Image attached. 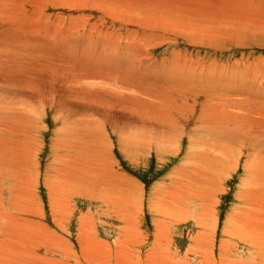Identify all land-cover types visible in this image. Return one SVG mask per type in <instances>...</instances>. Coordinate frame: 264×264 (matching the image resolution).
Returning <instances> with one entry per match:
<instances>
[{"label": "rangeland", "instance_id": "1", "mask_svg": "<svg viewBox=\"0 0 264 264\" xmlns=\"http://www.w3.org/2000/svg\"><path fill=\"white\" fill-rule=\"evenodd\" d=\"M250 2H252V4ZM225 3L231 4V7L233 6L234 9L233 7L232 8L228 7V4H225ZM63 4L64 2L62 0H45V1L38 0L37 4L35 6L31 5V7L28 1H25L24 4L22 3V7H23L22 19L20 17L22 28L20 30L26 31V32H31L34 30L37 36H41L44 33L45 34L47 33L50 35V37L46 35V39L47 41H49L48 51L41 52L43 48L45 47V44L41 40H39L38 44H40L42 48L40 47L37 48L36 50L37 52L35 51V56L33 58V59H42V60L47 59L50 62L49 70L47 72L43 71L42 72L43 75H47L49 72H52L53 76L52 75L50 76L52 79L63 81L64 77L68 76L67 72H71V73L74 72L73 74H77L79 70L81 69L84 70L86 68L84 70L86 73L95 74L97 73L96 72L97 70L98 72L104 73L110 70L114 71V68L118 66L117 64L119 65L123 64V66L126 68V66L129 65V63L131 64L132 62V66L129 65L132 70V71L130 70L129 75L130 76L132 75L131 78L135 77L134 79L137 85L136 86L133 83L132 86L139 87V89L140 88L141 89L134 90L132 88L130 93H127V94H131L135 91L139 92L136 95L134 94V96H136V99H139L137 95L140 94L141 91L149 95H143L144 96L143 99H140L138 101H133L134 103H131L130 105H128L129 111L126 108H122V107H119L117 110V107H116L118 106L117 103L123 99L117 98V97L113 98L112 94H109V96L98 95L100 97L99 100H97V98H93L94 100H97L96 102L90 99H89L90 100L89 102V100L86 99L88 100L89 102L88 103L84 99L85 100L84 105H81V104L79 105L80 102L73 103L72 104L73 107L70 106L69 104H66L67 108L65 109H63V107H58L57 109L55 105L49 102L46 103V101L44 100V102L41 101L43 103V106H42L43 108L39 107L37 108V110L30 109L31 114L34 117L36 116V118H34L36 122H34L33 125L31 124L28 130L26 127L29 125H26V126L24 125L25 118H27L26 110H28L27 100L31 101V102L29 101L28 103L30 105L32 104L34 105L36 101V99L34 100L33 97H28V96L29 95L32 96V94L34 93V88L36 89V87L39 86L38 81L44 82L43 80L46 79V76H41L40 80H33L34 72L32 74L27 73V71L30 68L29 66H27L25 70H23L22 68L19 69L21 73L19 71L17 73H14V72L9 73V71H6L7 69L6 67H4V69L1 70L2 74L1 73L0 74L2 78L0 77V80L2 81H0V88H1L0 89V94H1L0 95V108H1L0 112L2 113L1 115H4L3 112L4 113L7 112V113H5L6 117L5 116L3 117L0 115V123H1L0 124V129H1L0 136L1 137L3 136L2 139L6 140V142L8 141V137L10 136L9 141H12L11 139L14 138L13 140H16L15 141L16 143L20 141V139H22V136L24 137L26 136L25 140H27L28 144L32 146L31 147L29 145L31 148H33V151L35 149L34 147H37L39 152L36 153L35 155L37 159L35 161L30 159L31 157L30 153H29L30 155L26 156L28 157L30 167H32L31 171H34L33 174L36 172L38 176V178L36 179L37 181L35 182V186L31 187L33 191L32 196H29L27 199H25L26 197H23L22 195L20 196L19 194H17V192L13 188V185H11V183L8 182L9 180L1 181V184H0V246L5 245L7 241L10 243L14 242V243L20 244V241L22 239L27 238V235H28V231L26 230V228L23 229L22 227L28 226V227H31L33 231H35L34 232L35 235L33 236V238L35 239L32 238L31 241L29 240V244H27V246L25 247L19 246V249L22 252H26V253L28 252L29 254L34 252L35 255H33L34 257H31V261L35 263L36 262L35 258L37 257L38 264H44V262L45 264H50V263L51 264H55V263L56 264H78V263L80 264H103V263L119 264L120 262L121 264L124 260V255L128 252H134L135 254H138V260L140 261L139 263L145 264L144 262L145 257L147 259L148 258L147 256H151L153 252L156 253L157 250L159 252V248L161 247L163 248L161 249L164 250L167 244L169 245V247L168 248L166 247L167 248L166 251L168 250L171 253V255L176 256V258H180V259L183 258L182 260L187 261L186 262L187 264H196V263L201 264L204 259L203 257L208 256V254H210L217 261H219L224 256H231L233 258L234 257L237 258V259L234 258L235 261L243 262L244 260L246 264L250 263L252 260V256H254L253 253L255 252V250L249 247L246 242L229 239L227 238V236H224L225 234L223 233L224 229L226 228V225H228L230 214H232L233 211H236V210L238 211L239 208H241L242 206L243 207L245 206L244 200L241 199V194L244 193L245 191L244 186L248 180L246 173L244 171V168H243V166L245 165L243 162L246 161L245 157L240 158L241 161L240 160L238 161V166L236 168V170L238 171L232 170L228 173L226 177L225 175L222 176V181H220L219 184L217 182L218 187L215 186L216 190L214 189L215 191H213L214 193L216 192V195L212 193L214 195V198H213V195L210 196V200H211V197L213 198V200H211L210 203L211 205L213 204L212 206L215 212L214 213V216H215L214 224L215 225L212 224L208 220V223L211 224L209 226L211 232L209 233L208 228L206 230L207 233L204 232L205 234H207V235L204 234L207 239V240H204L205 242H201L198 244L196 243L197 242L196 237L199 236L200 232H202V227L199 226L200 224L196 221V215L201 212L200 201L193 200L192 201L193 203L191 202L189 203L188 207H185L189 212V218L186 217L183 219V221L181 222L179 221L180 223H174L173 225L166 222L167 224H159L158 226L155 225V223H157V221L161 222L162 220L158 219L157 215H155L156 213L154 211V207L152 206V203L156 201L157 199L155 194L153 193L154 191H156L155 193H157L158 190L160 191L165 190L166 186L169 187L170 184L173 183L172 181L174 180V178H176L177 180L179 179V177L174 176L172 172L178 169L181 170V168L185 169V168L190 167L191 165L190 160H192L193 157L190 155H187V153L193 148L191 140L195 138V136L193 135L191 138H186L182 136V132L187 131V132H192L193 134L198 133V136L201 135V131L203 128L198 129V131H195L193 129L194 122H195V116H197L200 113H203L206 110H210L213 108L212 105H214L215 100L212 101L210 98H207V95H210L209 92L212 94L210 95V97L215 95L213 96L214 98L218 97L219 95H222L221 92L222 93L225 92L224 93L225 95H230L228 98H226V100L218 99V102L221 101L219 102L220 104L218 105L222 109L224 108V110H227V111H235V109L236 111L249 110V111H252L251 114H254L255 111H264V29H263L264 25H261V24H264V0H246V4L243 6L238 5V0H234V1L231 0L229 2L224 1L222 3L221 6H222V9L224 10L219 9L217 11L218 13L220 12L221 14L224 13L223 15L226 14L225 16L229 18H230L229 15L232 14L231 16H235L236 18L243 17L245 18V20L249 19L248 21H246L248 23H246L245 20H243V23H240L239 25H237L238 29L236 28L237 27L236 24L235 25L233 24V27L235 29L229 28L228 30L226 29L227 31H225L224 29L221 30L218 28H214V31H213L212 25L215 21L213 19L206 18L212 15H200L197 19H192V20L185 19V21H181L183 19H178L180 20V22H178L177 20H171L168 23L169 25H167V28L165 27V25L161 27V28L168 30L170 33H173V34H170L167 32H159L156 29H152V30L146 29L144 28V26H138L134 24L129 25L125 23L124 20L122 19L117 20L118 18H110L107 15H105L102 11H100V9H96L94 6H90L89 3H87L85 7L83 6L70 7L67 5L65 6V4L64 5ZM224 5L226 6V8L224 7ZM227 8H229L230 11H228ZM243 11L244 13H242ZM240 13H242L243 15L238 16L237 14H240ZM28 16H31L33 18L29 19L30 17ZM26 17H28V19H26ZM198 20L200 21V28L204 31L208 29H212L211 30L213 31L212 33L215 32L216 34L217 30H221L220 32L218 31L219 33L216 34L219 37L216 36L217 37L216 38L215 35L212 33H211L212 35L211 37L207 35L205 36V33H210L206 31L205 33H203L204 35L203 34L198 35L199 32L198 34L187 32L186 30L194 31L193 27L189 25V22H193L195 24V22ZM249 21L250 22L252 21V22L250 23ZM229 22L227 23L229 24ZM256 23H259V24L257 25ZM217 26L219 25L215 24V27ZM258 26L259 27L263 26V27L259 29ZM222 32L225 33L224 35L226 36H224ZM220 33L221 35H219ZM207 37H209L210 39ZM99 39H101L102 41ZM110 41L112 44L110 43ZM138 41L140 42V44ZM71 45L73 46V48ZM133 45L135 46L133 47ZM50 47L52 48L50 49ZM78 48H80V50L82 49L81 50L82 52ZM109 48L110 49L112 48V49L109 50ZM130 49L132 50L134 49L135 51L134 50L132 51ZM110 51H114V53L116 52L119 55L115 53V56L110 57V54L107 53ZM62 52L64 53L62 54ZM55 53L58 54V56ZM88 53H91V55H87ZM102 53L103 55L105 54L107 55L106 57L107 59L112 58L116 61L112 64H108L109 62L106 61V63L108 62L106 64L105 62L102 61V59L105 58L102 55ZM81 55L87 58L84 57L85 58L84 59L82 57L81 59ZM61 56H62V59L60 60ZM98 56H100L101 58H98ZM124 56H125V59L123 58ZM51 57L53 60L51 59ZM117 57L119 60L117 59ZM63 59H64V62L61 64ZM136 59L138 60V62ZM144 61L146 63H144ZM133 62L137 63V65L136 64L133 65ZM56 63L57 65H59V69L62 68L61 70L56 69L57 67ZM84 64H86V66ZM189 64L190 65L192 64V65L190 66ZM195 66L196 68H193ZM68 68L70 70H68ZM91 68L94 70H90ZM161 68L163 70H160ZM140 69L143 71L145 75L142 73ZM171 69H173V71ZM199 69L201 70L200 72H199ZM7 70H11V69L9 68ZM3 71L4 72L6 71L5 72L6 74L3 73ZM179 71L180 73L182 72L183 74H179ZM146 72L150 76H148ZM157 73H159L158 74L159 76L157 75ZM185 73H187V75ZM163 74L165 75L163 76ZM7 75H10V76H7ZM22 75H25V76H22ZM129 75L127 73V78H130ZM180 75H181V79L179 78ZM9 77H10V80L16 83L14 82L12 83V81L9 80ZM141 77L143 78V81L142 79H140ZM182 77H184L185 81ZM205 78L206 80L208 79L207 82L205 81ZM134 79H132L133 82H134ZM169 79L172 82H170ZM216 79H219V80H216ZM147 80L148 82L150 80L151 81L147 83L146 82ZM161 80L163 82L162 87L159 86L161 85ZM164 80H167V81H164ZM192 80H194L193 83H192ZM200 81H203V82H200ZM211 81L213 82L211 83ZM221 81H223V83ZM152 82L155 83V85ZM208 82H210L209 85L211 84V87H209ZM6 84L8 86H6ZM13 84L17 85L19 88L17 86L16 88ZM22 84L24 85L22 86ZM140 84L143 85L142 87L144 89L141 87ZM149 84L151 85V87L148 86ZM157 84L159 85L156 86ZM199 84H201L200 88L199 86H197ZM215 84H219L220 86L216 85L215 86L216 88H215L214 86H212ZM167 86L175 87L176 89L178 88L179 90H177L176 93L174 92L171 93V92H166V91L165 93H163L164 91H162L161 88L165 89L167 88ZM146 87L148 90L146 89ZM155 87L158 88V90H161L162 92L155 89ZM203 87H204V90H203ZM12 88L14 90H12ZM73 88L74 86L69 85L68 90L64 94L67 96H70L72 94L70 91H73ZM217 89L221 91L219 92ZM236 92H239V95ZM241 92L243 93L240 94ZM199 93H201V95H198ZM88 96L90 95L86 94L85 97H88ZM197 96H199L198 99H196ZM6 97L8 101L7 99H5L4 101V98ZM105 97H108L110 101L107 99H104ZM162 97H164V99ZM169 97L172 100H169ZM232 97L236 99L237 102L234 99L233 101L235 102H232L231 101ZM80 98L82 97L79 96L77 98L78 101ZM203 98L205 99L206 102L203 100ZM9 100L10 101L12 100L14 103H16L13 105L14 108L7 106V103L10 102ZM116 100H117V103H116ZM201 100L202 102H200ZM18 104L21 106H19ZM110 104H113V105H110ZM203 104H206L205 107H201V106H204ZM208 104L209 105L211 104V106L209 107ZM238 104L240 105V109H239ZM16 105H17V108H15ZM109 105L112 107H109ZM191 105H194V107ZM76 106L79 107V110L81 111H76L75 110ZM232 106H234L235 108ZM109 109L112 112L109 111ZM176 109L177 110L179 109V111L181 112L177 111ZM19 110H21L22 114L23 113L24 114L21 115L20 114L21 112ZM33 111H36V112H33ZM8 113H10V115ZM12 113H13V116H12ZM14 114H15V117H14ZM2 117L4 120L2 119ZM105 117L107 120L104 119ZM93 118L99 120L100 122L101 120H104L102 122H104L105 126H106V122L109 123L107 124L104 132H102L103 136L101 137H100V132L97 131L98 129L96 127L97 123L95 125L92 124ZM85 121H87L89 125L87 123L85 124ZM7 125L9 126V129H13V130H8ZM36 127L38 128L40 127L39 129L42 128L41 131ZM15 129L16 130L19 129V130L15 131ZM93 129L95 130V132L93 131ZM188 129L189 130L191 129V130L189 131ZM25 130H28V131L25 132ZM75 130L79 134L75 132ZM33 131H35L36 133L38 131L39 132L37 134L34 132L35 135L33 136L34 134ZM152 131L154 134L151 133ZM15 132H18V133H15ZM30 132L32 134H30ZM58 132L60 134H62L63 132L62 134L63 137L60 136ZM74 132L76 133V135H79V136H76ZM10 133L12 134L10 135ZM29 134L32 135V137ZM56 134L58 135L56 136ZM73 134L75 135V137L73 136ZM93 134H95V136L98 138H101V139L103 138V140H106V142L101 140L103 145L101 143L100 145H98V152L100 154H103V152L109 153L111 161L112 163H114V164H109L107 161H105V166L109 168L108 169L109 171L107 172L105 171V173L107 174H106V177L104 178L106 182V183L104 182V185L105 184L107 185L108 184L107 181H108L110 183V186H112V188L113 186L116 188L115 190H120L119 188H122V190H120L119 193L116 192L115 194H112L109 197L111 198V196H117L116 194H119V195L122 194V195H127V196L128 194L135 195L133 198H130V202H133L137 208L133 206V203L130 204L129 207L126 206L125 201L127 200V198H120L119 196L117 197L119 198L118 200H120V202H115L114 205L110 203V201L108 203V201L105 199L107 197L106 191L102 189H98V188L97 190L96 187H95V190L93 187H91L92 189H90L85 194L86 192L85 188H87V186H85V188L83 189L84 191L80 189L81 190V192L79 191L80 193L78 192L76 194H69L68 196H66L65 198L67 199H64L63 201L64 205L62 204L61 207H58L56 205H53V203H51L52 201L51 195L53 194L52 193L53 187H51L52 184L50 183V181H52V173H53L54 168H56L55 165H57V163L59 162L57 160L58 158L57 155L61 152H64V155L61 157V159L62 161H66L67 164L68 162L74 161L79 157H80L79 159H83V161L85 162L89 159L87 163L88 162L91 163L93 158L96 159V156L98 154V152H96L95 154L94 153L91 154V152L88 153L89 147L90 149L92 148L91 138L94 136ZM104 134H106V137ZM137 134H139V136ZM141 134H142L143 139L141 138ZM5 135L8 136V137L6 136V139H5ZM155 135L158 136V137L156 136L158 140L155 138ZM137 136L138 138L136 139ZM1 137H0V141L3 143V140L1 139ZM132 137H134V139ZM139 138L140 140L145 139L144 140L145 144L144 142H142V140L140 141ZM31 139L32 141L33 140H36V141L31 142L30 141ZM85 139L90 142L87 143ZM174 139L177 141H175ZM211 139H213V137ZM61 140H63V143L61 142L60 144L59 142ZM147 140L149 141V143L147 142ZM134 141L135 143H132ZM152 141L155 143V145ZM157 141L158 142L160 141L158 143V145L160 146L157 145L158 147L156 146ZM150 142H152L153 144ZM31 143L34 145H32ZM36 143L40 144V146H38V144L36 146L35 145ZM129 143H132L133 145L132 144L129 145ZM73 144L74 146H76V144L80 145L82 149H86V151L81 149L80 153L77 152L79 151V149L76 150L77 147H72ZM144 145H147V146H144ZM102 146L104 147L102 148ZM141 146L143 147V149ZM138 147L141 149H139ZM237 147L238 149L240 148V146L238 145H233V144L227 145V148L231 150L232 152L238 150ZM99 148L102 151L99 150ZM159 149H162L163 151ZM170 149H172L173 151L172 150L170 151ZM143 150L145 152H143ZM75 151L78 153V156ZM159 151H162V153ZM71 152L72 153L74 152V153L71 154ZM170 152L171 154H169ZM9 154L13 155L12 151L9 152ZM74 154L77 157H74ZM84 156H85V159L83 158ZM91 156H92V159H91ZM33 163H35L34 164L35 166L33 165ZM99 165L97 164V166ZM49 173H51L50 176H48ZM203 178L204 177H202L201 179L199 178V180H202V182H199V183H197L198 181L196 179V184L198 186L197 191L202 189V187H204V184L208 185L207 183L211 181V180L206 181L207 178L206 179L205 178L203 179ZM111 181H114V182L117 181L116 184L118 185H115V183ZM200 184L201 185L203 184V185L201 186ZM209 185H211V183ZM99 186H101V184ZM118 186L120 187L117 188ZM26 189L27 188H25V190ZM109 189H111V187ZM91 191L92 192L95 191V194L90 193ZM90 194H92V196ZM104 194L106 195V197L102 196ZM213 201L215 202L213 203ZM137 203L138 205H136ZM116 205H119V206H116ZM63 206H65L66 208ZM132 208L137 209V215L135 217L136 221L134 222V226L131 227L132 230L128 234L126 230L131 220L128 216L123 215L122 217L120 216V214L129 212ZM135 223L137 224L135 225ZM15 225H20V226L18 229H12L13 226ZM161 225H164L165 228L161 227ZM213 225H214V228H213ZM4 233L6 235H4ZM133 233L135 236L133 235ZM126 238H128L129 240L131 239L130 240L131 243L127 241L128 239ZM44 240L46 242H44ZM210 240L212 242H210ZM157 241H158V244H160L161 246L156 244ZM226 241H229V242H226ZM221 242L223 243L222 247H220ZM236 242L237 244H235ZM207 244L208 245L212 244V246H208ZM229 244H234L235 247L234 248L229 247ZM16 245L14 246L12 245V248L15 247ZM84 245H86L88 249H86ZM196 245L201 246L203 250L205 251L201 249L202 250L201 253H197V255L195 256V253L193 252V250H196V248H198ZM83 248L85 249L83 250ZM96 249H101L102 252L101 251L99 252V250L98 252L105 256V258L107 259L106 262L100 261L99 263H96V261L94 262L93 259L90 260L91 253ZM227 252H229L230 255H228ZM94 254L96 256L100 255L97 252H95ZM120 254L122 258L119 257ZM129 254L130 253L125 255V257H128ZM84 255L87 258V260L84 257ZM87 255L90 256L89 259ZM43 258L45 260H43ZM119 258H121L122 260L117 262L116 259L119 260ZM257 258H258V255L256 256V260H253V264L258 263Z\"/></svg>", "mask_w": 264, "mask_h": 264}, {"label": "bare ground", "instance_id": "2", "mask_svg": "<svg viewBox=\"0 0 264 264\" xmlns=\"http://www.w3.org/2000/svg\"><path fill=\"white\" fill-rule=\"evenodd\" d=\"M25 1H28L30 3V7L35 6L37 4L38 0H0V73L2 72L1 70L4 69V67H6L7 69H11V70H7L10 72H14L17 73L18 71L20 72L19 69H23L25 70L27 68V66H29V70L27 71L28 74H32L34 72V78L33 80H40L41 76H46V79L43 80L44 82H39V88L36 87V89L34 88V93L32 94V96H28V97H33V99L35 101L34 105H30L28 104L30 100H27V109L26 110V114H27V118H25L24 121V125H29L26 128L28 129L30 127V125L34 124L36 116L34 117L31 114L30 109H35L37 110V108L42 107L44 100L46 101V103H51L53 105H55V107L58 109V107H63V109L67 108L66 104H69L70 106L73 107V103L75 102H80L79 105H84V101L86 99H90L93 101H97L100 99V97L98 95H105V96H109V94L113 95V98L117 97V98H121L123 100H120L117 103L118 104L117 110L119 107L122 108H126L128 111V105H130L131 103H134L133 101H138L140 99H143L144 96L143 95H149L146 94L144 92H140V94H138V98L136 99V96H134V94L136 95L139 92H133L131 94H127L130 93L131 89L133 88L134 90L139 89V87H135L132 86L133 83L136 85L135 83V77L131 78V76L129 75V72L131 70L130 66H132V62L131 64L129 63V65L126 66V68L122 65L117 64L118 66L116 68H114V71L110 70L108 72H98V70L96 71L97 73H86L84 70H79L77 74H73L71 72H67V75L70 76H65L63 81L60 80H54L52 79L50 76L52 75V72H49L47 75H43V71L47 72L49 70L50 67V62L47 59H33L35 56V51L37 50V48H42V46L40 44H38L39 40H41L44 44L45 47L43 48V50L41 52H45L48 51L49 49V41H47L46 39V35H48L50 37L49 34H42L41 36H37L36 32L33 30L31 32H26V31H21L20 29L22 28V23L20 21V17L22 19V3L24 4ZM45 1V0H44ZM65 4V6H83L85 7L87 3H89L90 6H94L96 9H100V11H102L105 15H107L110 18H118L117 20H124L125 23L129 24V25H138V26H144V28L146 29H156L159 32H167L170 33L168 30L161 28L163 27V25H165V27L167 28V25H169L168 23L171 20H177L178 22H180V20L178 19H183L181 21H185L186 20H192V19H197L200 15H212L210 17H206L209 19H213L215 22L212 25L213 31L214 28H218V29H224L225 31H227L229 28H233V24L236 26L239 25L240 23H243V20H245V18H241V17H235V16H230L226 17L225 15L218 13L217 11L219 9H222V3L224 1L229 2L231 0H62ZM234 1V0H233ZM170 2V3H169ZM173 3V4H171ZM252 4V2H250ZM249 3V5H250ZM48 4V3H47ZM63 4V5H64ZM228 4V3H225ZM246 4V0H238V5L239 6H243ZM233 5V4H232ZM236 5V4H235ZM237 6V5H236ZM261 6V5H260ZM58 7V6H57ZM224 7L226 8V6L224 5ZM228 7H231V4H228ZM245 7V6H244ZM25 8V7H24ZM187 10H185V9ZM256 8V6H255ZM26 9V8H25ZM234 9V7H233ZM238 9V8H237ZM36 10V9H35ZM224 10V9H222ZM228 11L229 8H227ZM251 10V9H250ZM221 11V10H220ZM227 11V12H228ZM42 12V11H41ZM225 12V13H227ZM241 12V11H240ZM252 12V11H250ZM26 13V12H25ZM244 13V11L242 12ZM242 13L237 14L238 16L243 15ZM228 16V15H227ZM245 16V15H244ZM30 17L29 19H32L33 17ZM28 17H26V19H28ZM59 17V16H58ZM190 17V19H189ZM62 20V19H61ZM249 20V19H248ZM248 20H245L248 21ZM254 20V19H253ZM230 21V22H229ZM255 21V20H254ZM120 22V21H119ZM229 22V24L227 23ZM250 22V21H249ZM252 22V21H251ZM250 22V23H251ZM8 23V24H7ZM35 23V22H33ZM220 23V24H219ZM232 23V24H231ZM248 23V22H246ZM255 23V22H254ZM215 24H218L219 26L215 27ZM253 24V23H252ZM257 25L259 23H256ZM189 25L193 27L194 31H189L186 30L187 32L193 33V34H199L198 35H202L203 33L206 32H210V33H205V36H209L211 37V33L213 31H211L212 29H208V30H202L200 28V21H196L195 24L193 22H189ZM254 25V24H253ZM264 25V24H261ZM86 26V25H85ZM159 26V27H158ZM245 26V25H244ZM251 26V25H250ZM84 27V26H83ZM259 27V26H258ZM263 27V26H261ZM259 27V29L261 28ZM238 29V26L236 27ZM227 29V30H226ZM232 29V30H233ZM246 29V28H245ZM251 29V28H250ZM264 29V27H263ZM217 30V29H216ZM221 30H217L216 34L219 33ZM223 30V31H224ZM241 30V28H240ZM255 30V29H254ZM219 31V32H218ZM236 31V30H234ZM56 32V31H55ZM230 32V31H228ZM227 32V33H228ZM69 33V32H68ZM67 34V33H66ZM104 34V33H103ZM173 34V33H170ZM216 36L215 32L212 33ZM222 34L224 35L225 33L222 32ZM68 35V34H67ZM90 35V34H89ZM148 35V34H147ZM167 35V34H166ZM204 35V34H203ZM221 35V33L219 34ZM52 36V35H51ZM99 36V35H98ZM105 36V35H104ZM103 36V37H104ZM107 36V35H106ZM226 36V35H224ZM53 37V36H52ZM207 37V38H209ZM214 37V36H213ZM219 37V36H218ZM101 38V36H100ZM217 38V37H216ZM225 38V37H223ZM83 39V38H82ZM144 39V38H143ZM150 39V38H149ZM210 39V38H209ZM62 40V39H61ZM101 40V39H99ZM112 40V39H111ZM52 41V40H51ZM102 41V40H101ZM141 41V40H140ZM60 42V40H59ZM58 42V43H59ZM68 42V41H67ZM78 42V41H77ZM139 42V41H138ZM42 43V44H43ZM97 43V42H96ZM99 43V42H98ZM111 43V41H110ZM149 43V42H148ZM65 44V43H64ZM75 44V43H74ZM86 44V43H85ZM102 44V43H101ZM112 44V43H111ZM140 44V42H139ZM76 45V44H75ZM78 45V44H77ZM94 45V44H93ZM99 45V44H98ZM117 45V43H116ZM127 45V43H126ZM204 45V44H202ZM211 45V44H209ZM59 46V45H58ZM72 46V45H71ZM85 46V45H83ZM107 46V45H106ZM113 46V45H111ZM123 46V45H122ZM130 46V45H129ZM135 45H133L134 47ZM213 46V45H212ZM218 46V45H216ZM69 47V46H68ZM81 47V46H80ZM97 47V45H96ZM104 47V46H103ZM110 47V46H109ZM221 47V46H220ZM52 47H50L51 49ZM70 48V47H69ZM68 48V50H69ZM73 48V46H72ZM105 48V47H104ZM80 50V48H78ZM86 49V48H85ZM102 49V48H101ZM112 49V48H111ZM109 48V50H111ZM120 49V48H119ZM126 49V48H125ZM128 49V48H127ZM71 50V49H70ZM82 50V49H81ZM80 50V51H81ZM132 50V49H130ZM134 50V49H133ZM132 50V51H133ZM53 51V49H52ZM78 51V50H77ZM79 51V52H80ZM84 51V49H83ZM87 51V50H86ZM100 51V50H99ZM135 51V50H134ZM37 52V51H36ZM70 52V51H69ZM82 52V51H81ZM128 52V50H127ZM137 52V51H136ZM64 52H62L63 54ZM84 53V52H83ZM108 54H110L111 56H115L114 51H110L107 52ZM120 53V52H119ZM131 53V52H130ZM56 54V53H55ZM81 54V53H79ZM78 54V55H79ZM118 54V53H116ZM58 56V54H56ZM60 55V53H59ZM77 55V56H78ZM87 55H91V53H88ZM103 55V53H102ZM119 55V54H118ZM124 55V53H123ZM130 55V54H129ZM80 56V55H79ZM78 56V57H79ZM105 58L102 59L103 62L106 63V61H108V64H112L114 63L116 60L114 59H107V55H103ZM109 56V55H108ZM122 56V55H121ZM141 56V55H140ZM76 57V56H74ZM82 55H81V59H82ZM85 57V56H84ZM83 57V58H84ZM90 57V56H89ZM120 57V56H118ZM117 57V59H118ZM129 57V56H128ZM87 58V57H85ZM84 58V59H85ZM98 58H101L100 56H98ZM125 59V56L123 57ZM136 58V57H135ZM138 58V57H137ZM177 58V57H176ZM52 59V57H51ZM62 59V56L60 57V60ZM116 59V58H115ZM129 59V58H128ZM140 59V58H139ZM53 60V59H52ZM55 60V59H54ZM57 60V59H56ZM119 60V59H118ZM117 60V61H118ZM131 60V59H130ZM137 60V59H136ZM135 60V61H136ZM126 61V60H125ZM57 62V61H56ZM59 62V61H58ZM64 62H61V64ZM138 62V60H137ZM175 62V61H173ZM177 62V61H176ZM52 63V62H51ZM106 63V64H107ZM144 63H146L144 61ZM59 64V63H58ZM81 64V63H80ZM79 64V65H80ZM88 64V63H87ZM97 64V63H96ZM137 63L133 62V65ZM186 64V63H184ZM57 65V63H56ZM78 65V66H79ZM82 65V64H81ZM86 66V64H84ZM83 65V66H84ZM99 65V64H98ZM140 65V64H139ZM145 65V64H144ZM143 65V66H144ZM190 65V64H189ZM192 65V64H191ZM190 65V66H191ZM55 66V65H54ZM89 66V65H88ZM91 66V65H90ZM95 66V65H94ZM153 66V65H152ZM168 66V65H167ZM188 66V64H187ZM20 67V68H19ZM56 67V66H55ZM58 67V68H57ZM56 69H59V65H57ZM100 67V66H99ZM136 67V66H135ZM140 67V66H138ZM170 67V65H169ZM180 67V66H179ZM182 67V66H181ZM61 68V67H60ZM88 68V67H87ZM93 68V67H92ZM90 69V70H94V69ZM183 68V67H182ZM193 68H196L193 67ZM62 69V68H61ZM59 69V70H61ZM67 69V68H66ZM165 69V68H164ZM167 69V67H166ZM177 69V68H176ZM175 69V70H176ZM191 69V68H190ZM204 69V68H203ZM207 69V68H206ZM205 69V70H206ZM210 69V67H209ZM68 70H70L68 68ZM78 70V69H77ZM138 70V69H137ZM141 70V69H140ZM160 70H163L162 68ZM173 71V69H171ZM182 70V69H181ZM5 71V72H6ZM58 71V70H57ZM132 71V70H131ZM142 71V70H141ZM159 71V70H158ZM157 71V72H158ZM171 71V72H172ZM195 71V70H194ZM201 70L199 69V72ZM3 71V73H5ZM55 72V71H54ZM59 72V71H58ZM148 72V71H147ZM146 72V73H147ZM156 72V71H155ZM188 72V71H187ZM21 73V72H20ZM127 73L130 76V78H127ZM141 73V72H140ZM143 73V71H142ZM165 73V72H164ZM169 73V72H168ZM178 73V72H177ZM192 73V72H191ZM197 73V72H196ZM211 73V72H210ZM2 74V73H1ZM0 74V77L2 78ZM6 74V73H5ZM58 74V73H57ZM144 74V73H143ZM148 74V73H147ZM159 73H157L158 75ZM161 74V72H160ZM167 74V73H166ZM179 74H183L182 72ZM187 75V73H185ZM205 74V73H204ZM62 75V74H61ZM66 75V74H65ZM145 75V74H144ZM165 74H163L164 76ZM218 75V74H217ZM216 75V76H217ZM220 75V74H219ZM10 76V75H7ZM6 76V77H7ZM15 76V75H14ZM13 76V77H14ZM25 76V75H22ZM53 76V75H52ZM58 76V75H57ZM135 76V75H134ZM140 76V74H139ZM148 76H150L148 74ZM159 76V75H158ZM167 76V75H166ZM173 76V75H172ZM179 76V75H178ZM194 76V75H193ZM200 76V75H199ZM205 76V75H204ZM203 76V77H204ZM211 76V74H210ZM214 76V75H213ZM12 77V79H13ZM19 77V76H18ZM55 77V76H54ZM53 77V78H54ZM61 77V76H60ZM154 77V75H153ZM162 77V76H161ZM160 77V78H161ZM170 77V76H169ZM176 77V75H175ZM192 77V76H191ZM215 77V76H214ZM219 77V76H218ZM223 77V76H222ZM5 78V77H4ZM32 78V77H31ZM146 78V77H145ZM164 78V77H163ZM167 78V77H166ZM181 79V75L179 77ZM184 79V77H182ZM196 78V77H195ZM217 78V77H216ZM134 79V82L133 80ZM140 79L143 78L141 77ZM168 79V78H167ZM172 79V78H171ZM190 79V78H189ZM10 80V77H9ZM28 80V79H27ZM153 80V79H152ZM163 80V79H162ZM161 80V85L157 84L156 86H161L163 85V82ZM170 80V79H169ZM202 80V79H201ZM204 80V78H203ZM208 80V79H207ZM206 78L205 81L207 82ZM214 80V79H213ZM219 80V79H216ZM222 80V79H221ZM2 81V80H0ZM12 81V80H10ZM25 81V79H24ZM151 81V80H150ZM149 81V82H150ZM167 81V80H164ZM174 81V80H173ZM178 81V80H177ZM185 81V79H184ZM210 81V80H209ZM14 81H12L13 83ZM145 82V81H144ZM147 83L148 80L146 81ZM170 82H172L170 80ZM176 82V80H175ZM179 82V81H178ZM194 82V80H192V83ZM203 82V81H200ZM213 81H211L212 83ZM218 82V81H216ZM214 82V83H216ZM223 83V81H221ZM7 83V82H6ZM16 83V82H14ZM153 83V82H152ZM157 83V82H156ZM169 83V82H168ZM180 83V82H179ZM205 83V82H204ZM210 82H208L209 85ZM8 84V83H7ZM6 84V86H8ZM35 84V83H34ZM155 85V83H153ZM177 84V83H175ZM15 87L17 85L13 84ZM24 84H22L23 86ZM69 85L74 86L73 91H70L72 94L70 96L65 95L64 93L68 90ZM141 85V84H140ZM147 85V84H146ZM170 85V84H169ZM173 85V84H172ZM195 85V84H194ZM193 85V86H194ZM219 84H215L212 86H216ZM10 86V85H9ZM20 86V87H22ZM137 86V85H136ZM143 85H141L142 87ZM148 86L151 87V85L149 84ZM201 86V84L197 85ZM220 86V85H219ZM226 86V85H225ZM223 86V87H225ZM14 87V89H15ZM18 87V86H17ZM16 87V88H17ZM35 87V85H34ZM188 87V86H186ZM209 87H211V84L209 85ZM213 87V89H214ZM233 87V86H232ZM19 88V87H18ZM143 88V87H142ZM149 88V87H148ZM153 88V86H152ZM185 88V87H184ZM216 88V87H215ZM235 88V87H234ZM252 88V87H251ZM1 89V88H0ZM12 88V90H14ZM33 89V88H32ZM144 89V88H143ZM147 89V87H146ZM145 89V90H146ZM155 89L158 90V88L155 87ZM162 91H164L163 93L166 92H171V93H176L177 90H179L178 88L176 89L175 87H168L163 89L161 88ZM189 89V88H188ZM209 89V88H208ZM3 90V89H2ZM1 90V91H2ZM11 90V89H10ZM18 90V89H17ZM30 90V89H29ZM133 90V91H134ZM148 90V89H147ZM193 90V88H192ZM204 90V87H203ZM219 92L221 90L217 89ZM230 90V89H229ZM236 90V89H235ZM242 90V89H241ZM245 90V89H244ZM251 90V89H249ZM8 91V90H7ZM24 91V90H23ZM151 91V90H150ZM149 91V92H150ZM161 91V90H158ZM161 91V92H162ZM190 91V90H189ZM214 91V90H213ZM224 91V90H223ZM231 91V90H230ZM237 91V90H236ZM11 92V91H10ZM19 92V91H18ZM147 92V91H146ZM208 92V91H207ZM12 93V92H11ZM23 93V92H22ZM47 95H46V94ZM159 93V92H157ZM178 93V92H177ZM203 93V92H202ZM214 93V92H213ZM225 92H221L222 95H219L218 97L214 98L213 95L212 97H210V95H212L210 92V95H207V98H210L212 101H214V105L212 109L210 110H206L203 113L198 114L197 116H195V122H194V130L198 131V129H202L201 131V135L198 136L197 134H193L192 132H187V131H183L182 132V136L186 137V138H191L193 135L195 136V138H193L191 140L192 142V150H190L187 155L192 156V160H190L191 165L188 168L182 169L181 170H173L174 172H172V174L174 176L179 177V179L177 180L176 178H174V180L171 181L173 182L172 184H170L169 187L166 186L165 190H158L157 193H155L156 191H154L153 193L156 196V201H154L152 203V206L154 207V211H155V215H157L158 219L162 220L161 222L157 221V223H155V225H159V224H167L166 222L170 223V224H174V223H180L181 221H183L184 218L188 217L189 218V212L185 207H188L189 203H191L193 200H197L200 201L201 205H200V209L201 212L199 214L196 215V221L200 224H198L199 226L202 227V232H200L199 236L196 237V243H201V242H205L204 240L206 239L207 234H205L204 232L207 233V228L209 233L211 232L210 230V225L208 223V220L214 224L215 223V216H214V210H213V204L211 205V200H213L214 195H216V192L214 193L213 191L216 190V187H218V184L220 183V181H222V176L225 175V177L228 175V173L232 170H236L237 166H238V161L242 158L245 157L246 161L243 162L245 165L243 166L244 171L246 173V176L248 178L245 179L247 180V183L245 184V191L243 194H241V199L244 200L245 206L239 208V210L237 211H233L232 214H230L229 217V221H228V225H226V228L224 229V236H227V238L229 239H234L237 241H244L247 243V245L249 247H251L252 249L255 250V252L253 253L254 256H252V260L250 263L247 264H253V260H256V256L258 255V263L257 264H264V111H255L254 114H251L252 111H227L224 110V108L222 109L218 104H220L218 99H225L228 98L230 95H225ZM239 95V92H236ZM243 92H241L240 94H242ZM251 93V92H249ZM9 94V93H8ZM7 94V95H8ZM86 94H89L90 96L85 97ZM154 94V93H153ZM188 94V93H187ZM193 94V93H192ZM191 94V95H192ZM229 94V93H228ZM247 94V93H246ZM1 95V94H0ZM11 95V94H10ZM17 95V94H16ZM198 95H201V93H199ZM218 95V93H217ZM81 96L82 98L79 99L78 101V97ZM174 96V95H173ZM176 96V95H175ZM182 96V95H181ZM186 96V95H185ZM241 96V95H240ZM239 96V97H240ZM27 97V98H28ZM160 97V96H159ZM184 97V95H183ZM189 97V96H188ZM196 97V96H195ZM199 96H197L196 99H198ZM238 97V98H239ZM17 98V96H16ZM15 98V99H16ZM25 98V97H24ZM92 98V99H91ZM93 98H97V100H94ZM164 99V97H162ZM175 98V97H173ZM192 98V97H190ZM202 98V97H201ZM246 98V97H245ZM6 98H4L5 101ZM10 99V98H9ZM19 99V98H18ZM29 99V98H28ZM85 99V100H84ZM104 99H108V97H105ZM111 99V98H110ZM194 99V98H193ZM209 99V100H210ZM233 97H232V102H235L236 99H234L235 101H233ZM3 100V99H2ZM67 100V101H66ZM88 100H86L88 102ZM89 100V102H90ZM112 100V99H111ZM132 100V101H131ZM146 100V99H145ZM152 100V98H151ZM155 100V99H154ZM162 100V99H161ZM169 100L170 99L169 97ZM188 100V98H187ZM192 100V99H191ZM203 100L205 101V99L203 98ZM207 100V99H206ZM229 100V101H230ZM240 100V99H238ZM8 101V99H7ZM6 101V102H7ZM10 101V100H9ZM33 101V100H32ZM42 101V102H41ZM110 101V100H109ZM115 101V100H114ZM159 101V100H158ZM197 101V100H196ZM203 101V102H204ZM3 102V101H1ZM31 102V101H30ZM88 102V103H89ZM121 102V103H120ZM160 102V101H159ZM193 102V101H192ZM198 102V101H197ZM196 102V103H197ZM202 102V100L200 101ZM206 102V101H205ZM209 102V101H208ZM207 102V103H208ZM224 102V101H223ZM228 102V101H227ZM231 102V103H232ZM237 102V101H236ZM239 102V101H238ZM250 102V101H249ZM252 102V101H251ZM24 103V102H23ZM98 103V102H97ZM111 103V102H110ZM120 103V105H119ZM139 103V102H138ZM167 103V102H166ZM172 103V102H171ZM178 103V102H177ZM191 103V102H190ZM230 103V104H231ZM247 103V102H245ZM16 104L14 103L12 100L7 103V106L14 108L13 105ZM87 104V103H86ZM136 104V103H135ZM200 104V103H199ZM213 104V103H212ZM254 104V103H253ZM4 105V104H3ZM19 105V104H18ZM93 105V104H92ZM113 105V104H110ZM109 107H112L110 106ZM155 105V104H153ZM204 106L201 107H205L206 104H203ZM222 105V104H221ZM239 105V104H238ZM237 105V106H238ZM252 105V104H251ZM256 105V104H255ZM21 106V105H19ZM160 106V105H159ZM190 106V105H189ZM194 107V105H191ZM208 106L210 107L211 104ZM224 106V105H223ZM228 106V105H227ZM235 106V104H234ZM232 106V107H234ZM2 107V106H1ZM83 107V106H82ZM108 107V108H109ZM188 107V105H187ZM200 107V108H201ZM225 107V106H224ZM229 107V106H228ZM247 107V106H246ZM263 107V106H262ZM7 108V107H5ZM4 108V110H5ZM17 108V105L16 107ZM22 108V107H21ZM25 108V107H24ZM43 108V107H42ZM75 108V107H74ZM191 108V107H190ZM230 108V107H229ZM228 108V109H229ZM235 108V107H234ZM242 108V107H241ZM1 109V108H0ZM52 109V107H51ZM81 109V108H80ZM159 109V108H157ZM182 109V108H181ZM189 109V108H188ZM195 109V108H194ZM239 109H240V105H239ZM245 109V108H244ZM3 110V111H4ZM8 110V109H7ZM47 110V109H46ZM76 111H81L79 110V107L76 106L75 108ZM106 110V109H105ZM177 110V109H176ZM190 110V109H189ZM187 110V111H189ZM203 110V108H202ZM22 114V111L19 110ZM60 111V109H59ZM109 111H111L109 109ZM116 111V110H115ZM179 111V109L177 110ZM224 111V112H223ZM9 112V111H8ZM36 112V111H33ZM41 112V111H40ZM102 112V110H101ZM112 112V111H111ZM181 112V111H179ZM193 112V111H192ZM7 113V112H5ZM5 113L3 112L4 115H1L2 113L0 112L1 116H5ZM11 113V112H10ZM10 113H8L10 115ZM178 113V112H177ZM37 114V113H36ZM19 115V114H17ZM20 115V117H21ZM105 115V114H104ZM183 115V114H182ZM13 116V113H12ZM193 116V117H194ZM2 117V119H3ZM15 117V114H14ZM190 117V116H189ZM19 118V117H18ZM192 118V117H191ZM103 119V118H102ZM106 119V117L104 118ZM4 120V119H3ZM6 120V119H5ZM8 120V119H7ZM10 120V119H9ZM24 120V119H23ZM80 120V119H79ZM95 120V122H94ZM101 120V119H100ZM107 120V119H106ZM93 118V122L92 124L96 125V127L98 128L97 131L100 132V137L103 136L102 132H104V130L106 129L107 124H109L108 122H106V126L104 124V120H101V122ZM158 121V120H157ZM190 121V120H188ZM21 122V120H20ZM27 122V123H26ZM154 122V121H153ZM171 122V120H170ZM185 122V121H184ZM66 123V122H65ZM88 124L87 121H85V124ZM103 123V124H102ZM186 123V122H185ZM1 124V123H0ZM7 124V123H6ZM18 124V122H17ZM39 124V123H38ZM188 124V123H187ZM11 125V124H10ZM23 125V124H21ZM36 125V124H35ZM89 125V124H88ZM92 125V126H93ZM193 125V124H192ZM8 126V125H7ZM76 126V125H75ZM78 126V125H77ZM165 126V125H164ZM34 127V126H33ZM91 127V126H90ZM3 128V127H2ZM16 128V127H15ZM19 128V127H18ZM25 128V129H26ZM32 128V127H31ZM38 128V127H36ZM40 128V127H39ZM38 128V129H39ZM69 128V127H68ZM94 128V127H92ZM170 128V127H168ZM17 129V128H16ZM15 131H18L16 130ZM34 129V128H33ZM42 129V128H41ZM41 129H39L41 131ZM65 129V128H64ZM70 129V128H69ZM96 129V128H94ZM93 129V131L95 132V130ZM149 129V128H148ZM1 130V129H0ZM8 130H13V129H9L8 126ZM29 130V129H28ZM28 130H25V132H27ZM82 130V129H81ZM162 130V129H161ZM173 130V129H172ZM187 130V129H186ZM189 130V129H188ZM191 130V129H190ZM189 130V131H190ZM3 131V130H2ZM31 131V130H30ZM92 131V132H93ZM113 131V130H112ZM149 131V130H148ZM166 131V130H165ZM1 132V131H0ZM6 132V131H5ZM35 131H33L34 133ZM39 132V131H38ZM37 132V133H38ZM68 132V131H67ZM75 132H77L75 130ZM74 132V133H75ZM114 132V131H113ZM134 132V131H133ZM142 132V131H141ZM150 132V131H149ZM164 132V131H163ZM175 132V131H174ZM4 133V132H3ZM18 133V132H15ZM29 133V132H28ZM27 133V134H28ZM36 133V132H35ZM35 133L33 134V136L35 135ZM36 133V134H37ZM78 133V132H77ZM97 133V132H96ZM153 133V131L151 132ZM150 133V134H151ZM158 133V132H157ZM178 133V132H177ZM192 133V134H191ZM12 133H10L11 135ZM30 134H32L30 132ZM29 134V135H30ZM58 134H60L58 132ZM56 134V136L58 135ZM63 134V132H62ZM62 134H60V136H62ZM70 134V133H69ZM79 134V133H78ZM89 134V133H88ZM91 134V132H90ZM89 134V135H90ZM154 134V133H153ZM161 134V133H160ZM175 134V133H174ZM4 135V134H3ZM26 135V134H24ZM68 135V133H67ZM76 135V133H75ZM75 135L73 134V136L75 137ZM94 136L91 138V145L92 148L90 149L89 147V152L92 153H96L98 152V145H100V143L102 144L103 138H98L95 136V134H93ZM106 137V134H104ZM139 136V134H137ZM144 135V134H143ZM152 135V134H151ZM169 135V134H167ZM5 135V139H6ZM32 137V135H30ZM29 136V137H30ZM37 136V135H36ZM79 136V135H76ZM138 136L136 137V139L138 138ZM154 136V135H153ZM155 135V138L158 140V136ZM178 136V135H177ZM1 137V136H0ZM3 137V136H2ZM1 137V139H2ZM8 137V136H7ZM22 136V139H20V141H18L17 143L15 142L16 140H13L14 138H12V141L10 140V136L8 137V141L12 144H10L8 141L6 142V140H3V143L0 141V184L1 181L4 180H9L8 182L11 183V185H13V188L15 189V191L17 192V194H19L20 196L22 195L23 197H26L25 199H27L29 196H32L33 191L31 189V187L35 186V182L37 181L36 179L38 178L37 173L35 172L33 174L34 171H31L30 165H29V160L28 157H26L27 155L31 154L30 159L35 161L36 159V153L39 152L37 147H34V151L33 148H31L32 146L30 144H28L27 140H25V137ZM28 137V136H27ZM63 137V136H62ZM81 137V136H80ZM149 137V136H148ZM213 137V139H211ZM79 138V137H78ZM134 139V137H132ZM141 138H142V134H141ZM169 138V137H168ZM180 138V137H179ZM62 139V138H61ZM73 139V138H72ZM71 139V140H72ZM82 139V138H81ZM79 139V140H81ZM143 139V138H142ZM141 139V140H142ZM171 139V138H170ZM211 141H210V140ZM140 140V138H139ZM140 140V141H141ZM145 140V139H144ZM144 140H142V142H144ZM169 140V139H168ZM175 140V139H174ZM14 141V142H13ZM31 142L36 141L32 139L30 140ZM58 141V140H57ZM85 141H87L85 139ZM138 141V140H137ZM177 141V140H175ZM174 141V142H175ZM226 141V142H225ZM61 142L63 143V140H61L59 143L61 144ZM81 142V141H80ZM79 142V143H80ZM90 141H87V143ZM104 142V143H105ZM139 142V141H138ZM147 142L149 143V141L147 140ZM153 142V141H152ZM150 142V143H152ZM156 142V140H155ZM160 142V141H159ZM157 141L156 146L159 143ZM190 142V141H189ZM30 143V142H29ZM58 143V142H57ZM68 143V141H67ZM82 143V142H81ZM80 143V144H81ZM132 143H135L132 142ZM132 143H129V145H131ZM154 143V142H153ZM152 143V144H153ZM172 143V142H171ZM32 144V143H31ZM38 143H36L35 145L37 146ZM70 144V143H69ZM83 144V143H82ZM145 144V142H144ZM161 144V143H160ZM169 144V142H168ZM191 144V143H189ZM238 145L240 146V148L237 149L236 151H231L227 148V145ZM12 145V146H10ZM31 147H30V146ZM34 145V144H32ZM68 145V144H66ZM72 145V144H71ZM89 145V144H88ZM103 145V144H102ZM110 145V144H109ZM133 145V144H132ZM136 145V144H134ZM142 145V144H141ZM155 145V143H154ZM153 145V146H154ZM164 145V143H163ZM38 146H40V144H38ZM63 146V145H62ZM83 146V145H82ZM139 146V144H138ZM147 146V145H144ZM160 146V145H158ZM157 146V147H158ZM191 146V145H190ZM189 146V147H190ZM10 147V148H9ZM68 147V146H67ZM72 147H77L76 150L79 149V152L81 151L82 147L80 145L73 146ZM81 147V148H80ZM104 146H102L103 148ZM108 147V146H107ZM110 147V146H109ZM112 147V146H111ZM135 147V146H134ZM142 147V146H141ZM149 147V145H148ZM165 147V145H164ZM167 147V146H166ZM171 147V146H169ZM175 147V146H174ZM173 147V148H174ZM236 147V146H235ZM262 147V148H261ZM128 148V147H127ZM137 148V146H136ZM139 148V147H138ZM146 148V147H145ZM152 148V147H151ZM161 148V147H160ZM177 148V147H176ZM262 150H261V149ZM40 149V148H39ZM63 149V148H62ZM74 149V148H73ZM72 149V151H73ZM133 149V148H132ZM141 149V148H139ZM143 149V147H142ZM158 149V148H157ZM167 149V148H166ZM71 150V149H70ZM85 150L86 149H82ZM99 150H101L99 148ZM105 150V149H103ZM109 150V149H108ZM131 150V149H130ZM138 150V149H137ZM162 150V149H159ZM169 150V149H168ZM167 150V151H168ZM172 149H170L171 151ZM261 150V151H260ZM13 153V155H10L9 152ZM37 151V152H36ZM84 151V152H85ZM102 151V150H101ZM135 151V150H134ZM150 151V150H149ZM163 151V150H162ZM162 151H159L162 153ZM173 151V150H172ZM175 151V150H174ZM178 151V150H176ZM34 152V153H33ZM76 152V151H75ZM76 152V153H77ZM83 152V151H82ZM107 152V151H106ZM143 152H145L143 150ZM155 152V151H153ZM165 152V150H164ZM163 152V153H164ZM30 153V154H29ZM74 153V152H73ZM71 152V154H73ZM75 153V154H76ZM131 153V152H130ZM136 153V152H135ZM177 153V152H176ZM77 157L78 153H77ZM86 154V153H85ZM84 154V155H85ZM111 154V153H110ZM160 154V153H159ZM171 154V152L169 153ZM173 154V153H172ZM175 154V152H174ZM64 155V152H61L57 155V160L59 161L57 163L56 168H54L53 173H52V181H50V183L52 184L51 187H53L52 189V201L51 203H53V205H56L58 207H61L62 204L64 203V199L66 196H68L69 194H76L79 191L81 192L80 189H84L85 186H87V188H85V194L92 189L91 187L96 189H102L104 191H106V195H102L105 196L106 200L110 201V203H112L114 205L115 202H120V200H118L119 198L117 196H119L120 198H127V200L125 201L126 206L129 207L130 204H132L133 202H130V198H133L135 195L132 194H128L127 195H119L116 194L117 196H111V198L109 197L112 194H115L116 192L119 193L120 190H122V188H119L120 186H118L117 188H119L120 190H115L116 188L113 186H110V183L107 181V185H104L105 182V177L106 174L105 171H109L106 166H105V161H107L109 164H114L111 161V158L109 156V153H104L100 154L98 152L96 159L93 158V160L91 161V163H87L83 161V159H79L77 158L74 161L68 162V164L66 163V161H62L61 157ZM90 155V154H88ZM134 155V154H133ZM177 155V154H176ZM34 156V157H33ZM139 156V155H138ZM141 156V155H140ZM165 156V155H164ZM82 157V155H81ZM144 157V156H143ZM85 159V156L83 157ZM92 159V156H91ZM90 159V160H91ZM95 159V160H94ZM56 160V162H57ZM32 162V161H31ZM55 162V161H54ZM35 163H33L34 165ZM56 164V163H55ZM97 164H101L99 166H97ZM35 166V165H34ZM54 166V167H55ZM53 168V167H52ZM35 170V168H34ZM238 171V170H236ZM36 174V175H35ZM51 173H49L48 176H50ZM202 177H204L205 179L207 178L206 181H209V183H207L208 185L211 183V185H206L204 184V187H202V189H200L199 191H197V184H196V179H197V183L202 182V180H199V178L201 179ZM203 178V179H204ZM224 179V178H223ZM51 180V178H50ZM96 180V181H95ZM47 181V180H46ZM45 181V182H46ZM95 181V182H94ZM99 183H98V182ZM204 181V180H203ZM224 181V180H223ZM114 182V181H111ZM216 182V184H215ZM106 183V182H105ZM115 185L116 182H114ZM129 183V182H128ZM204 183V182H203ZM50 184V185H51ZM54 184V186H53ZM101 184V186H99ZM112 184V183H111ZM213 184V185H212ZM97 185V186H95ZM114 185V184H113ZM201 185V184H200ZM199 185V186H200ZM203 185V184H202ZM201 185V186H202ZM49 186V185H48ZM109 186V187H108ZM130 186V185H129ZM212 186V187H211ZM220 186V185H219ZM100 187V188H99ZM111 187V189H109ZM138 187V186H137ZM164 187V186H163ZM208 187V188H207ZM215 187V188H214ZM25 188H27L25 190ZM29 188V189H28ZM73 188V190H72ZM129 188V187H128ZM97 189V190H98ZM139 189V188H138ZM158 189V188H156ZM215 189V190H214ZM243 189V190H244ZM84 191V190H83ZM101 191V190H100ZM98 191V192H100ZM103 191V192H104ZM127 191V190H126ZM79 192V193H80ZM129 192V191H128ZM95 194L94 192H90ZM97 193V192H96ZM214 193V195L212 194ZM240 193V192H239ZM82 194V193H81ZM98 194V193H97ZM96 194V196H97ZM101 194V193H99ZM103 194V193H102ZM83 195V194H82ZM92 196V194H90ZM132 195V196H131ZM137 195V194H136ZM213 195V198L211 197L210 200V196ZM76 196V195H75ZM80 196V195H78ZM141 197V196H140ZM92 198V197H91ZM100 198V197H99ZM34 199V198H33ZM104 199V198H103ZM18 200V199H17ZM35 200V199H34ZM20 201V200H19ZM23 201V200H22ZM218 201V200H217ZM25 202V201H24ZM27 202V201H26ZM122 202V201H121ZM138 202V200H137ZM141 202V201H140ZM215 201H213L214 203ZM193 203V202H192ZM119 204V203H118ZM123 204V203H122ZM18 205V204H17ZM64 205V204H63ZM120 205V204H119ZM116 205V206H119ZM138 205V203L136 204ZM140 205V204H139ZM194 205V204H193ZM192 205V206H193ZM133 206L134 203H133ZM65 207V206H63ZM121 207V206H120ZM123 207V206H122ZM131 207V206H130ZM136 207V206H135ZM139 207V206H138ZM66 208V207H65ZM117 208V207H116ZM119 208V207H118ZM137 208V207H136ZM185 208V209H184ZM124 209V208H122ZM142 209V207H141ZM238 209V208H237ZM121 210V208H120ZM126 210V209H125ZM124 210V211H125ZM129 210V209H128ZM133 210V211H131ZM129 212H125L120 214V216L123 217L124 216H128L130 218V224L127 228V232L129 234V232H131V227L134 226V222L135 217L137 215V209H131ZM139 212V211H138ZM194 212V211H193ZM192 216V215H191ZM194 218V217H192ZM191 218V219H192ZM182 219V220H181ZM123 220V219H122ZM125 220V219H124ZM167 220V221H165ZM180 221V222H179ZM27 224V223H26ZM137 223H135L136 225ZM215 225V224H214ZM213 225V228H214ZM20 225H15L13 226L12 229H18ZM22 227V226H21ZM20 227V229H21ZM161 227L165 228L164 225H161ZM198 227V226H197ZM23 229L26 228V230L28 231V235L27 238L22 239L20 241V244L17 243H10V242H6L5 245H1L0 246V264H38L37 263V257L36 262L33 263L31 261V257H34L33 255H35V253H26V252H22L19 249V246H27V244H29V240L31 241V239L33 238V236L35 235V231H33V229L31 227H22ZM171 228V227H170ZM213 231V230H212ZM85 232V231H84ZM140 232V231H139ZM141 233V232H140ZM208 233V235H209ZM138 234V233H137ZM205 234V235H204ZM4 235H6L4 233ZM134 235V233H133ZM135 236V235H134ZM142 236V235H141ZM8 237V236H7ZM128 237V236H127ZM208 237V236H207ZM12 238V237H11ZM10 238V239H11ZM83 238V237H82ZM141 238V237H139ZM168 238V237H167ZM205 238V239H204ZM35 239V238H33ZM128 239V238H126ZM5 240V239H4ZM8 240V239H7ZM52 240V239H51ZM131 240V239H130ZM130 240L128 239L127 241L130 242ZM136 240V239H135ZM209 240V239H208ZM3 241V240H2ZM1 241V242H2ZM40 241V240H39ZM42 241V240H41ZM170 241V240H169ZM230 241V240H229ZM226 241V242H229ZM5 242V241H4ZM33 242V240H32ZM44 242H46L44 240ZM90 242V240H89ZM156 242V241H155ZM210 242H212L210 240ZM223 242V241H222ZM221 242L220 247L223 246V243ZM231 242V241H230ZM131 243V242H130ZM142 243V242H141ZM17 244V245H16ZM36 244V243H35ZM86 244V243H85ZM158 244V241L156 243ZM237 244V242L235 243ZM12 245H16L15 247L12 248ZM38 245V244H37ZM96 245V244H95ZM99 245V244H98ZM200 245V244H199ZM208 245V244H207ZM41 246V245H40ZM49 246V245H48ZM57 246V245H56ZM59 246V245H58ZM86 247V245H84ZM100 246V245H99ZM138 246V245H137ZM161 246V245H160ZM197 246V245H196ZM203 246V245H202ZM208 246H212L208 245ZM227 246V245H225ZM17 247V248H16ZM94 247V246H93ZM141 247V246H140ZM167 248L169 247V245L167 244L166 246ZM164 250H162L161 248H159V252H158V248L155 250L156 253H152L151 256H147L148 258L146 259L145 257V264H187V261H184L180 258H176V256L171 255V253L168 251H166V248ZM198 248H196V250H193V252L195 253V256L197 255V253H201V251L203 250V248L201 246H197ZM229 247H235L234 244H229ZM228 247V248H229ZM95 248V247H94ZM102 248V247H101ZM155 248V247H154ZM171 248V247H170ZM245 248V246H244ZM85 248H83L84 250ZM86 249H88V247H86ZM202 249V250H201ZM248 249V248H247ZM27 250V249H26ZM37 250V249H36ZM93 250V248H92ZM101 251V249H96L91 253V257L89 255L88 259L90 257V260L93 259V261L96 263H99L100 261H105L106 262V258L104 255L100 254L99 252ZM207 250V249H206ZM222 250V249H220ZM226 250V249H225ZM90 251V250H89ZM205 251V250H203ZM36 252V251H35ZM97 252L98 256H96L94 253ZM102 252V251H101ZM232 252V251H231ZM128 253H130L128 255V257H125V255H127ZM124 255V260L121 264H140L139 260H138V254H135L134 252H128ZM205 253V252H203ZM211 253V252H210ZM224 253V252H223ZM65 254V253H64ZM228 255H230L229 252H227ZM252 254V253H251ZM150 255V254H148ZM205 255V254H204ZM118 256V255H117ZM200 256V255H199ZM233 256V255H232ZM43 257V256H42ZM85 257V255H84ZM109 257V256H108ZM121 257V254L120 256ZM251 257V255H250ZM86 258V257H85ZM122 258V257H121ZM119 258L116 259V261H121L122 259ZM203 262L201 264H246V262L242 261H235V259L237 258H233L231 256H224L222 257L219 261H217L215 258H213L210 254H208V256H204L203 257ZM96 259V260H94ZM43 260H45L43 258ZM47 260V259H46ZM87 260V258H86ZM109 261V260H108ZM107 261V262H108ZM115 261V262H116ZM143 262V261H142ZM45 264V262H44ZM51 264V263H50ZM56 264V263H55ZM80 264V263H78ZM105 264V263H103ZM120 264V262H119ZM199 264V263H196Z\"/></svg>", "mask_w": 264, "mask_h": 264}]
</instances>
